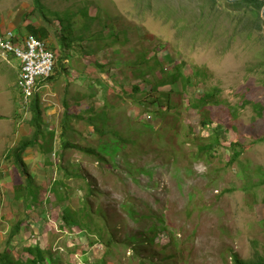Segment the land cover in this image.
Here are the masks:
<instances>
[{
    "label": "rangeland",
    "instance_id": "rangeland-1",
    "mask_svg": "<svg viewBox=\"0 0 264 264\" xmlns=\"http://www.w3.org/2000/svg\"><path fill=\"white\" fill-rule=\"evenodd\" d=\"M43 1L70 18L75 42L67 60L57 19L47 24L32 14L33 0H0V33L27 35L28 24L50 25L45 41L56 54L52 78L37 90L43 129L55 131L53 150L24 153L38 192L33 202L24 199L26 177L13 155L34 132L31 111L19 106L22 62L0 51V252L26 260L25 248L39 245L52 254L44 264H98L105 247L91 243L97 236L62 219L66 207L88 204L91 225L113 241L109 264H233L232 253L243 260L264 256V110L260 116L255 105L264 107L259 36L235 31L233 12L219 4L211 13L201 0ZM153 51L164 63L150 72L141 60ZM177 66L187 76L200 68L203 76L185 88L178 79L151 93L156 78L170 79ZM136 83L146 90H133ZM211 87L219 89L221 102L206 108L204 126L191 103ZM157 95L164 109L151 102ZM49 107L57 110L48 115ZM216 136L220 144L200 149ZM64 140L79 147H65ZM18 221L21 230L8 241ZM154 222L156 234L149 231ZM133 236L142 242L139 250L125 243Z\"/></svg>",
    "mask_w": 264,
    "mask_h": 264
},
{
    "label": "trees",
    "instance_id": "trees-1",
    "mask_svg": "<svg viewBox=\"0 0 264 264\" xmlns=\"http://www.w3.org/2000/svg\"><path fill=\"white\" fill-rule=\"evenodd\" d=\"M204 3L209 4L210 11H215V9L218 7L219 4L224 5L230 12H233L234 14V20L237 22L235 31L239 29V32H246V36L250 37L253 34H257L259 36V41L264 42V17L262 16V10L264 7V1L263 0H201ZM34 7L31 11L33 14H38L40 17L44 19V21L47 24H51L53 19H57L60 23V27L57 31V36L59 37V44L61 47V53L62 58H65L66 60L68 57V51L73 46L75 39L72 36V25L69 23L70 18L65 14V16H61V13L58 11L52 10L50 7H48L43 0H33ZM83 14L87 15V7L82 9ZM209 11V12H210ZM204 12V11H203ZM202 12V13H203ZM28 15L25 14V17ZM68 22V23H67ZM28 31L30 34H33L35 36L40 37L41 39H49L51 34V26L50 25H41L36 26L32 24H28ZM60 31V34L58 32ZM69 32V34H67ZM53 51V50H52ZM160 51V50H159ZM263 55H264V46H263ZM147 63V68L150 72H153L155 70V67L158 65H161L164 63V61L159 57V53L153 51L150 53L144 52L142 55V60ZM152 61V62H151ZM62 65V64H61ZM182 66H177V69L175 73H172L170 79H166L164 76H161V78H156V82L152 84L151 86V93H158L159 87L162 85L169 84L170 82H176L178 79H182L183 81V88L187 87L189 83L192 82V78H195L199 80L202 78L203 73L200 68L193 71L192 75H185L182 72ZM256 70H260L262 73H264V61L260 62L256 65ZM166 72V70L163 68L162 73ZM145 75V72H142L139 75H136V78H143ZM52 77L50 76L49 79ZM48 79V78H47ZM46 80V79H44ZM41 80L38 87L40 86L41 82L44 81ZM128 90L127 87H125L124 92ZM133 90L135 91H144V89L139 83H136L133 87ZM123 92V93H124ZM168 95V101L169 94ZM152 103H157L156 105L159 106L160 109H164L166 106L162 105L161 98L159 95L156 96L155 99H151ZM221 100L219 99V89L217 87H211L207 90H205L203 93L200 94L199 97H197L192 103L191 106L195 108L198 112L203 115L204 120L202 121V124L204 126H207L209 124V118L207 116V107L211 104H219ZM256 109L259 111V115L262 116L264 107L261 103H256ZM167 108L169 106L167 105ZM166 108V109H167ZM29 110L31 111L32 117H31V124L34 127V132L31 137L24 138L14 149H13V155H14V162L17 165V167L20 169V171L23 173V175L26 177V187L25 189H28L29 191L24 194V199L28 200L31 196V200L33 202L38 200V192L34 189L33 186V176L30 173L28 169V164L26 163L24 159V153L32 147H38L42 153H50L53 150L52 141L55 137V131H47L45 132L43 129V126L45 124L44 122V116H43V106H42V100L41 95L39 92L36 91L31 105L29 107ZM66 116H68V112L66 113ZM103 118L107 117V112H103L102 116ZM96 117L90 118V120L95 119ZM64 128H67V123L64 121ZM95 130L102 132L101 129L98 127H94ZM65 132H62V135ZM49 135V138L48 136ZM43 137V139H41ZM220 137L216 136L213 143H208L205 145L200 146L201 150H208L211 149L215 144H220ZM234 149L238 146H241L240 143H234ZM65 147L73 146V147H79L78 144H71L68 141L64 140ZM90 152H95L94 149H90ZM97 155L99 153L95 152ZM235 157L240 155V151L235 149L234 151ZM99 159H104V157L98 156ZM24 187L22 185L17 186V191L20 192ZM20 194H17V197H20ZM88 204H86L83 208L80 210L73 211L71 207H66L64 209V213L62 216V219L64 221V225L68 226L70 228L78 226L82 230L89 233H94L97 236V239L95 241L93 240L91 243H100L103 244L105 247V252L102 255V257L99 259L98 264H109V261L107 257L111 255V247L113 244L112 239H108L105 236V229H103L100 226L94 225V227L91 225L93 223L91 219L92 213L90 211ZM157 222H154L153 225L150 227L149 231L152 233L157 232ZM21 221H18L12 228L11 233L9 235L8 241L12 240L21 230ZM155 238V235L150 237V241H153ZM138 236H133L130 238V240L125 241V243L131 241L134 243V249L139 250V245L142 244L141 241H139ZM25 250L28 253V257L26 260H22L21 257L17 255V257L13 258L12 253L8 250H4L0 252V264H44L47 259L52 260V254L43 249L39 245L35 246H28L25 248ZM82 252L85 253V251L82 250ZM174 256V253L168 255V258H171ZM233 258V264H264V256L258 255L256 258L251 260H243L241 259L236 253H232ZM145 264V262H142ZM162 264V263H160Z\"/></svg>",
    "mask_w": 264,
    "mask_h": 264
},
{
    "label": "built area",
    "instance_id": "built-area-1",
    "mask_svg": "<svg viewBox=\"0 0 264 264\" xmlns=\"http://www.w3.org/2000/svg\"><path fill=\"white\" fill-rule=\"evenodd\" d=\"M0 51L21 59L17 85L21 93L19 106L29 110L40 81L54 73L56 54L44 39L33 34L22 35L14 30L0 33Z\"/></svg>",
    "mask_w": 264,
    "mask_h": 264
},
{
    "label": "crops",
    "instance_id": "crops-1",
    "mask_svg": "<svg viewBox=\"0 0 264 264\" xmlns=\"http://www.w3.org/2000/svg\"><path fill=\"white\" fill-rule=\"evenodd\" d=\"M41 85V84H40ZM40 87V86H39ZM65 103V102H64ZM83 106V101H80V100H78L77 102H76V107L78 108V109H80L81 107ZM88 109L90 110V111H92L93 110V108L92 107H88ZM57 110V108H51V107H49V109H48V112H47V114L48 115H51V114H53L55 111ZM72 114V113H71ZM77 114H79V113H77ZM73 116V115H72ZM75 116V115H74ZM76 118H79V117H84L83 115H76L75 116ZM81 119H83V118H81ZM89 119H90V117H89ZM68 127H71V126H69V124L67 125ZM72 128V127H71Z\"/></svg>",
    "mask_w": 264,
    "mask_h": 264
},
{
    "label": "water",
    "instance_id": "water-1",
    "mask_svg": "<svg viewBox=\"0 0 264 264\" xmlns=\"http://www.w3.org/2000/svg\"><path fill=\"white\" fill-rule=\"evenodd\" d=\"M229 1H232V0H229ZM262 16L264 17V7H263V10H262Z\"/></svg>",
    "mask_w": 264,
    "mask_h": 264
}]
</instances>
